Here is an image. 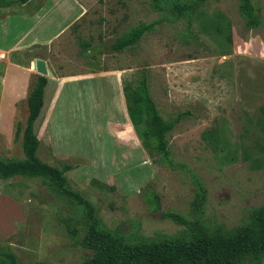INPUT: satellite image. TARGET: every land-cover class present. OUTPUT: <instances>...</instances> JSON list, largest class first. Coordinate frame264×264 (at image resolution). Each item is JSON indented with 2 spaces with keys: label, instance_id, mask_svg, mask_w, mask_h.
<instances>
[{
  "label": "rangeland",
  "instance_id": "obj_1",
  "mask_svg": "<svg viewBox=\"0 0 264 264\" xmlns=\"http://www.w3.org/2000/svg\"><path fill=\"white\" fill-rule=\"evenodd\" d=\"M250 1L263 20L264 0ZM43 16L47 41L24 46ZM173 18L149 0H30L0 9V159H24L26 97L38 75L26 78L22 67L42 58L53 76L69 79L44 89L36 157L71 165L66 181L98 226L128 242L176 235L181 227L162 213L191 220L201 190L200 222L210 230L240 226L264 205L262 25L246 27L238 0L202 2L189 28ZM159 19L135 45L110 50L130 27ZM7 50L19 65L5 66ZM139 73L162 118L186 113L167 136L169 165L148 157L127 118L124 94ZM146 192L158 197L157 211ZM86 226L84 209L41 179H0V247L16 264H79L92 255L81 245Z\"/></svg>",
  "mask_w": 264,
  "mask_h": 264
},
{
  "label": "trees",
  "instance_id": "obj_2",
  "mask_svg": "<svg viewBox=\"0 0 264 264\" xmlns=\"http://www.w3.org/2000/svg\"><path fill=\"white\" fill-rule=\"evenodd\" d=\"M28 1L30 0H0V9L23 5ZM205 1L209 0H149V6L154 11H169L174 17L172 21L182 18L189 28L191 11ZM238 12L244 18L246 27L261 26L259 15L250 0H238ZM159 23L160 19L149 23L138 22L115 37L109 45L110 50L118 52L135 45L145 33L154 31ZM45 85L46 78L36 76L26 97L27 115L21 131V150L24 159H0V179L8 180L16 176L41 179L84 209L87 230L81 245L91 250L92 255L79 264L261 263L264 259V205L252 209L240 226L229 230H210L200 222L202 190L194 202L195 216L191 220L174 212L162 213L163 219H168L181 227L174 236L128 242L100 228L91 204L79 192L71 189L66 181L64 174L73 167L63 164L58 169L40 162L36 157L39 140L33 131V124L43 106ZM123 102L128 121L148 157L153 161L157 158L162 164L173 163L167 136L186 113H178L167 119L162 118L150 97L147 76L144 73L135 76L132 86L124 94ZM113 127L121 129L119 132L124 131V127L118 124H114ZM17 130L18 125L16 132ZM91 185L108 192L113 191V187L95 180L91 181ZM145 198L151 209L157 211L158 197L146 192ZM0 264H16L14 255L2 247H0Z\"/></svg>",
  "mask_w": 264,
  "mask_h": 264
},
{
  "label": "crops",
  "instance_id": "obj_3",
  "mask_svg": "<svg viewBox=\"0 0 264 264\" xmlns=\"http://www.w3.org/2000/svg\"><path fill=\"white\" fill-rule=\"evenodd\" d=\"M26 4V3H25ZM24 5V4H23ZM39 18V17H38ZM37 18V19H38ZM33 20V22H32V24L30 25V28L28 29L29 30V33H28V35H24V37H23V39H22V44H24V46H27V45H42V44H45V42L47 41V38H48V36L51 34H41V30H39V26H40V24H41V22L43 21V20H45L46 18H45V16H43L41 19H39V20ZM4 22H5V20H4ZM3 23V22H2ZM261 25H262V31H263V36L261 37V42H260V45H261V59L262 60H264V19L263 20H261ZM38 29V30H37ZM25 30V29H24ZM27 30V31H28ZM6 49V48H5ZM5 49H3V50H5ZM3 50H1V51H3ZM8 52H9V56L7 57V59H6V61H5V66H8V65H11V66H17V65H19V64H17V62L12 58V51L11 50H7ZM0 56H1V58L0 59H3L2 57H4V53L2 52V54H0ZM35 61V60H34ZM34 61H33V68H34ZM44 64H45V66H46V68H47V70H49V67H48V65H47V63H46V61H44ZM21 67V66H20ZM23 70L25 71V73H26V78H28V76L30 75V73H32V72H35V71H31L30 72V69L32 68H28L27 66H26V64H24L23 65ZM4 70H6V67L4 68ZM31 70H34V69H31ZM50 71V70H49ZM51 73V72H50ZM31 76H32V74H31ZM47 76H45V78H46ZM68 79L69 78H67V77H63V78H58V77H56V76H53L52 74H51V79H49V78H47L46 79V85H45V87L46 86H49V84H56L55 82H61V81H68ZM21 87V86H20ZM45 89V88H44ZM18 90H20V88L18 89ZM19 92V91H18ZM58 92V91H57ZM43 95H44V93H43ZM43 107V106H42ZM42 109V108H41ZM41 111V110H40ZM41 113V112H40ZM39 113V116L41 115ZM38 116V117H39ZM38 119V118H37Z\"/></svg>",
  "mask_w": 264,
  "mask_h": 264
},
{
  "label": "water",
  "instance_id": "obj_4",
  "mask_svg": "<svg viewBox=\"0 0 264 264\" xmlns=\"http://www.w3.org/2000/svg\"><path fill=\"white\" fill-rule=\"evenodd\" d=\"M34 71L38 76L41 77H51V73L49 70H47L44 60L42 58H37L34 61Z\"/></svg>",
  "mask_w": 264,
  "mask_h": 264
},
{
  "label": "built area",
  "instance_id": "obj_5",
  "mask_svg": "<svg viewBox=\"0 0 264 264\" xmlns=\"http://www.w3.org/2000/svg\"><path fill=\"white\" fill-rule=\"evenodd\" d=\"M0 58H1V56H0Z\"/></svg>",
  "mask_w": 264,
  "mask_h": 264
}]
</instances>
